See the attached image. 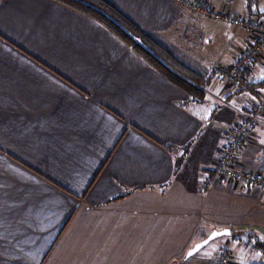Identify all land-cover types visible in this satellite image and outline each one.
<instances>
[{
  "label": "crops",
  "instance_id": "1",
  "mask_svg": "<svg viewBox=\"0 0 264 264\" xmlns=\"http://www.w3.org/2000/svg\"><path fill=\"white\" fill-rule=\"evenodd\" d=\"M107 1L195 74L175 82L55 0H0V264H213L225 250L264 264V188L216 177L264 98V50L235 87L223 68L252 44L244 28L176 0ZM237 165L264 172V116Z\"/></svg>",
  "mask_w": 264,
  "mask_h": 264
},
{
  "label": "built area",
  "instance_id": "2",
  "mask_svg": "<svg viewBox=\"0 0 264 264\" xmlns=\"http://www.w3.org/2000/svg\"><path fill=\"white\" fill-rule=\"evenodd\" d=\"M206 4L199 1L193 6L207 9ZM211 14L216 18L244 28L248 33L252 44L236 58L233 67L223 68L227 80L233 86L243 87L245 85L243 72L252 66L253 61L259 58L264 50V19L256 15L250 17L235 16L230 13H219L215 10ZM262 116H264V98L258 99L251 112L244 113L239 122L230 130L228 141L221 147L216 161V177L220 181H229L245 186L257 185L264 188V172L239 168L237 165L241 147L253 135ZM211 184L210 180L206 181L204 188L210 187ZM231 259V251L225 250L214 258L213 264H230Z\"/></svg>",
  "mask_w": 264,
  "mask_h": 264
},
{
  "label": "trees",
  "instance_id": "3",
  "mask_svg": "<svg viewBox=\"0 0 264 264\" xmlns=\"http://www.w3.org/2000/svg\"><path fill=\"white\" fill-rule=\"evenodd\" d=\"M55 1L101 23L126 45L132 48L154 69L175 82L187 84L186 82H189L187 80L189 73L195 74L194 71L182 64L166 47L141 30L133 21L107 0ZM246 1L249 13L246 16L250 17L256 15L261 18L264 16V10L260 9L258 6L262 0ZM246 71L243 72L244 75Z\"/></svg>",
  "mask_w": 264,
  "mask_h": 264
},
{
  "label": "rangeland",
  "instance_id": "4",
  "mask_svg": "<svg viewBox=\"0 0 264 264\" xmlns=\"http://www.w3.org/2000/svg\"><path fill=\"white\" fill-rule=\"evenodd\" d=\"M176 2H177V3H180V4H190V3H191L192 5L195 4V3H197V1H194V0H184V1L176 0ZM198 2H199V1H198ZM200 2H202V1H200ZM258 6H259L260 9H264V0H262ZM193 7H194V10H195L198 14L206 15V16H208V17H211V18L215 19V20H221V19L216 18V16L212 15V14H211L212 11L215 10V11H217V12H219V13H228V12H224V11H222V10L216 8V6H214L213 4H209V3L206 4V8H207V9H201V8L196 7V6H193ZM255 7H257V6H255ZM246 32H247V31H246ZM211 246H212V245H211ZM211 246H210V247H211ZM210 247H208V248H210Z\"/></svg>",
  "mask_w": 264,
  "mask_h": 264
},
{
  "label": "water",
  "instance_id": "5",
  "mask_svg": "<svg viewBox=\"0 0 264 264\" xmlns=\"http://www.w3.org/2000/svg\"><path fill=\"white\" fill-rule=\"evenodd\" d=\"M231 230L230 229H223V230H215L213 231L208 237H206L204 240L198 242L197 244H195L194 247H192L188 253L187 256H190L194 254L195 252H197L198 250H200L203 246H205L206 244H208L211 240L215 239L218 236L221 235H225V234H231Z\"/></svg>",
  "mask_w": 264,
  "mask_h": 264
},
{
  "label": "snow or ice",
  "instance_id": "6",
  "mask_svg": "<svg viewBox=\"0 0 264 264\" xmlns=\"http://www.w3.org/2000/svg\"><path fill=\"white\" fill-rule=\"evenodd\" d=\"M190 255H191V253H190Z\"/></svg>",
  "mask_w": 264,
  "mask_h": 264
}]
</instances>
